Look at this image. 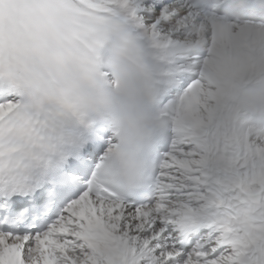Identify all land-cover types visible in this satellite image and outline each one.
<instances>
[{
    "label": "snow or ice",
    "instance_id": "obj_1",
    "mask_svg": "<svg viewBox=\"0 0 264 264\" xmlns=\"http://www.w3.org/2000/svg\"><path fill=\"white\" fill-rule=\"evenodd\" d=\"M0 264H264V0H0Z\"/></svg>",
    "mask_w": 264,
    "mask_h": 264
}]
</instances>
